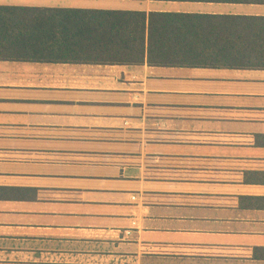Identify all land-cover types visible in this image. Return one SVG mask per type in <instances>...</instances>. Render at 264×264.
Wrapping results in <instances>:
<instances>
[{"label": "crops", "instance_id": "1", "mask_svg": "<svg viewBox=\"0 0 264 264\" xmlns=\"http://www.w3.org/2000/svg\"><path fill=\"white\" fill-rule=\"evenodd\" d=\"M264 18V0H0ZM0 264H264V68L0 59Z\"/></svg>", "mask_w": 264, "mask_h": 264}, {"label": "trees", "instance_id": "2", "mask_svg": "<svg viewBox=\"0 0 264 264\" xmlns=\"http://www.w3.org/2000/svg\"><path fill=\"white\" fill-rule=\"evenodd\" d=\"M0 59L264 68V18L21 8L0 12Z\"/></svg>", "mask_w": 264, "mask_h": 264}]
</instances>
